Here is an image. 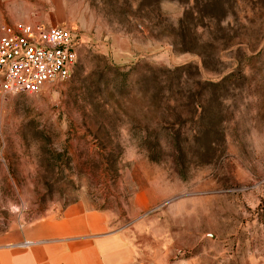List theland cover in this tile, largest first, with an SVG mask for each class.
I'll return each instance as SVG.
<instances>
[{
	"label": "rangeland",
	"instance_id": "1",
	"mask_svg": "<svg viewBox=\"0 0 264 264\" xmlns=\"http://www.w3.org/2000/svg\"><path fill=\"white\" fill-rule=\"evenodd\" d=\"M16 21L71 27L79 58L0 97V264L101 239L264 264V0H0Z\"/></svg>",
	"mask_w": 264,
	"mask_h": 264
},
{
	"label": "built area",
	"instance_id": "2",
	"mask_svg": "<svg viewBox=\"0 0 264 264\" xmlns=\"http://www.w3.org/2000/svg\"><path fill=\"white\" fill-rule=\"evenodd\" d=\"M77 33L43 21L4 23L0 34V97L37 93L71 76L79 58Z\"/></svg>",
	"mask_w": 264,
	"mask_h": 264
},
{
	"label": "crops",
	"instance_id": "3",
	"mask_svg": "<svg viewBox=\"0 0 264 264\" xmlns=\"http://www.w3.org/2000/svg\"><path fill=\"white\" fill-rule=\"evenodd\" d=\"M1 34V32H0ZM72 248L82 244L87 246L85 251H53L49 256V264H136L133 251L121 241L101 239L95 241H66ZM65 244V243H64ZM123 244V245H122ZM60 248V246H57ZM64 247V246H62ZM101 249L102 252H101Z\"/></svg>",
	"mask_w": 264,
	"mask_h": 264
}]
</instances>
